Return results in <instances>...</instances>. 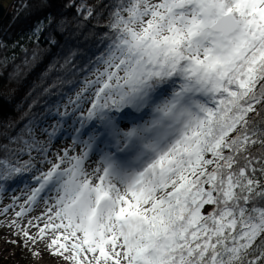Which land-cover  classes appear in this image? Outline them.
<instances>
[{
  "label": "snow or ice",
  "instance_id": "1",
  "mask_svg": "<svg viewBox=\"0 0 264 264\" xmlns=\"http://www.w3.org/2000/svg\"><path fill=\"white\" fill-rule=\"evenodd\" d=\"M45 19L37 42L66 23ZM106 28L73 95L0 137V188L29 187L8 242L64 264H264V0H115Z\"/></svg>",
  "mask_w": 264,
  "mask_h": 264
},
{
  "label": "trees",
  "instance_id": "2",
  "mask_svg": "<svg viewBox=\"0 0 264 264\" xmlns=\"http://www.w3.org/2000/svg\"><path fill=\"white\" fill-rule=\"evenodd\" d=\"M4 1L0 0V4L4 5ZM83 2L85 0H75V5ZM86 2L95 10L94 16L87 20L77 14L75 7H64L68 0H48V6L40 0H10L7 6L4 5L7 11L0 22V42L3 44L0 47V137H17L25 133L29 121L42 117L46 105L59 100L66 102L67 96L73 95L91 70V62L104 51L106 25L115 0ZM47 16L66 23L63 29L53 23L37 42L33 30L38 22L47 23ZM50 39L56 43H49ZM73 52L76 55L71 63H66ZM47 88L51 91L46 93ZM38 123L47 126L43 119ZM35 134L41 135L40 127H36ZM68 141L67 138L54 140L51 153ZM0 142L7 143V140L0 139ZM37 167L47 171L50 165L37 163ZM29 185H35V181H30ZM22 191L29 194V187L13 184L0 188V218L6 215L2 210L9 207L4 205L5 201Z\"/></svg>",
  "mask_w": 264,
  "mask_h": 264
},
{
  "label": "rangeland",
  "instance_id": "3",
  "mask_svg": "<svg viewBox=\"0 0 264 264\" xmlns=\"http://www.w3.org/2000/svg\"><path fill=\"white\" fill-rule=\"evenodd\" d=\"M9 2L10 0H5L4 5L7 6ZM70 144H71L70 141L61 143L60 147L57 148L55 152L57 151L62 152V150L66 147H69ZM55 152H53L51 156L52 160H55V155H54ZM98 160H99L98 156H91V158L88 160L86 164V167H88L89 171H91L93 167L97 166ZM27 196H28V192L22 191V192H18L17 196L14 197L13 199L5 201L4 203L5 206L13 205L14 201H16V206L9 208L7 214L4 217L0 218V221L6 224L8 221L15 219L16 218L15 212L20 210L19 204H23ZM51 196L54 197L55 193L54 192L51 193ZM45 208L46 205L43 202H38L36 205L33 206V209L29 213V215L24 218L25 222L29 218L41 215L45 210ZM32 231H35V229H33ZM13 232L14 230L8 227H0V264H40V262L44 259L45 255L43 256L42 254V258L41 257L34 258L32 252H30L28 248L22 247L20 243L13 244L8 242L11 240H17V241L20 240V237L14 236ZM36 248L41 250L42 248H44V245L38 244L36 245ZM46 255H49V253L47 252ZM56 258L58 259L59 257Z\"/></svg>",
  "mask_w": 264,
  "mask_h": 264
},
{
  "label": "bare ground",
  "instance_id": "4",
  "mask_svg": "<svg viewBox=\"0 0 264 264\" xmlns=\"http://www.w3.org/2000/svg\"><path fill=\"white\" fill-rule=\"evenodd\" d=\"M93 156H96V155H93ZM41 250H42L43 256L45 255V257L40 262V264H64V262L60 258L57 259L56 257H53L50 254L46 255L48 252L47 249L42 248Z\"/></svg>",
  "mask_w": 264,
  "mask_h": 264
},
{
  "label": "water",
  "instance_id": "5",
  "mask_svg": "<svg viewBox=\"0 0 264 264\" xmlns=\"http://www.w3.org/2000/svg\"><path fill=\"white\" fill-rule=\"evenodd\" d=\"M6 11L7 8L3 4H0V22L5 17Z\"/></svg>",
  "mask_w": 264,
  "mask_h": 264
}]
</instances>
